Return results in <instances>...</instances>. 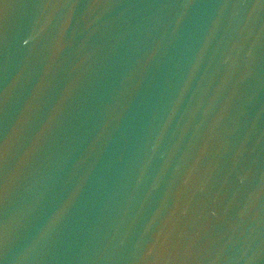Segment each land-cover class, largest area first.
I'll list each match as a JSON object with an SVG mask.
<instances>
[{"label": "water", "instance_id": "obj_1", "mask_svg": "<svg viewBox=\"0 0 264 264\" xmlns=\"http://www.w3.org/2000/svg\"><path fill=\"white\" fill-rule=\"evenodd\" d=\"M0 264H264V0H0Z\"/></svg>", "mask_w": 264, "mask_h": 264}]
</instances>
